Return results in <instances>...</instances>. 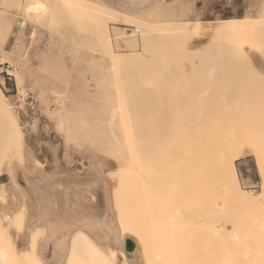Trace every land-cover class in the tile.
I'll use <instances>...</instances> for the list:
<instances>
[{"label": "rangeland", "instance_id": "374dc122", "mask_svg": "<svg viewBox=\"0 0 264 264\" xmlns=\"http://www.w3.org/2000/svg\"><path fill=\"white\" fill-rule=\"evenodd\" d=\"M32 1L0 0V88L15 114H0V139L9 150L24 138L23 159L9 158L24 189L25 177L50 175L36 196L45 225L38 238L56 225L55 240L64 239L85 215L107 213L115 224L117 188L126 237L140 244V257L123 248L135 258L128 263L264 264V0H43L42 11L25 12ZM221 20L245 25L218 35ZM194 21L196 34L172 32ZM143 24L156 29L148 41ZM122 25L139 32L120 36ZM133 38L134 49L126 43ZM198 145L207 152L200 163ZM222 150L246 197L263 190L256 203L238 199L228 163L229 179L219 180ZM58 183L67 188L62 203L51 190ZM85 187L98 200L81 215V201H65V191ZM31 196L22 200L24 226L10 230L6 189L0 247L23 245ZM211 206L207 217L222 234L205 225ZM0 264L38 262L29 255Z\"/></svg>", "mask_w": 264, "mask_h": 264}, {"label": "bare ground", "instance_id": "6f19581e", "mask_svg": "<svg viewBox=\"0 0 264 264\" xmlns=\"http://www.w3.org/2000/svg\"><path fill=\"white\" fill-rule=\"evenodd\" d=\"M45 7H46L45 1L34 0L32 2L26 3L24 6V10L27 13L28 12L38 13L39 11H42ZM242 18L243 17H241L240 19ZM126 20L131 21L129 17ZM244 25L245 23L243 21L228 22L226 20H221L220 23L214 26L212 32L218 35L222 34V32L224 31L228 33H238L241 30V27ZM142 27H143V30L140 33V39H142V41L144 40L148 41L147 39L150 37V35H154L151 33H153L154 30L156 29H154V27H152L151 24H143ZM200 28L201 27H200L199 22L194 21L192 26H189V25L183 26L181 28L172 30V32L176 35L185 36L190 33L198 32ZM109 38L106 37L107 43H110ZM126 43L128 47L133 48V49L136 48L137 46L136 40L134 38L127 41ZM10 108L11 107L7 103V96L3 92V90L0 88V114L9 115L13 119L15 114L11 111ZM1 139H0V143H1L0 144V174L3 172L5 173L7 171L8 178H10V183H9V186L6 185L7 183L5 184L0 183L1 184L0 185V202L1 201L5 202L6 189H8L11 192L12 197H13V206L10 209L11 214L7 215L8 220L7 222H5L6 227L9 228L10 230H13L15 227L22 229V227L24 226L26 204L25 202L22 204L23 202L22 200L25 199L26 193H29L30 196L32 195L31 197L34 198L35 205L33 209L31 223L28 226V233L26 237L24 238L23 245L18 246V244H16V242L12 240L10 243V248L3 247V246L0 247V263H5L9 261L11 256L13 257V259L22 260V259H26L29 255L35 257L38 264H71V263L72 264H76V263L77 264H130L128 263V260L129 261L135 260V258H133V260H131L132 258H128L123 251L124 239L126 235H129V232L127 231V226L124 225L123 223L124 216L117 202L118 200L117 188H114V194H113V199H112V208L114 209V207H116V209L118 210V212L115 214L116 215L115 224H113V222L109 219V216L107 215V213H102L101 217L85 215L80 220H75L73 221L74 223H71V225L66 227V229H68L69 235L66 236V238L64 239L61 237L59 238V240H55L56 234L54 233L55 231H53V229L56 230L57 228L56 225L51 226L50 229L48 228V225H47L46 226L48 228L47 232L44 233V231L46 230L45 229L43 233L40 235L41 239L38 238L40 228L44 227L45 225H42L40 221V217H41L40 216L41 214L40 206H39V201L36 200V196H38V194H41L40 185H42L45 179H47L50 175L43 173L41 171H38L36 176L25 177L26 181H28L30 184V188H29V191L24 189L22 185H20L18 180L16 179L15 171L13 167L11 166V160H12L11 155H14L13 157L16 159L18 158L17 160L21 161L23 159L24 138L21 137V139H19L20 140L19 144L16 146L13 141L12 142L13 146L10 147V149L8 148L9 150H4V144L7 143L8 141L3 144V140ZM241 150L242 149L237 150L236 155H242ZM194 151H196L195 156L198 159L197 163H200L202 156L207 155L205 154L207 152L202 150V148L199 145L195 146ZM213 155L214 153L208 154V157H211ZM218 156L219 157L217 159L218 160L217 173H218L219 180L223 181L224 179H226V177H228L226 173L227 163H228L232 167L233 172L230 176H231V179L232 180L234 179V182L236 183V192L239 197L237 198L243 203H256L257 196L259 197L260 195H262L263 190L261 189L255 197H251V198L246 197L244 194V190L239 185L238 176L236 174V168H235L234 163L231 160L229 161L225 158L226 155L223 152V150L219 152ZM10 157H11V160H9ZM7 159L9 160V162H6L8 161ZM190 164H192L191 166L195 165L193 166L195 168H198L200 166V165L197 166L196 162L194 163V161L190 162ZM4 169H6V171ZM35 169L37 170L38 168H35ZM102 178L105 180L104 177ZM56 185H58L57 187H59V190H57L55 186L54 187L50 186L49 190L52 187L51 188L52 192L59 195L57 196L59 197V203H62V200L64 199H63L61 191L63 189L67 190V188L63 184H60V183ZM69 191L70 189L68 191H65V193L67 194V198L65 199V201L68 202L69 200H72L74 197L75 200L79 202L81 201L82 204L80 203V205H82V208H81L82 210L89 209V208L91 209L93 207L95 209V206L93 204H95L98 199H97V195L91 189L85 187L79 190L78 192H76L74 196L73 194H70ZM195 193H198V192H195ZM222 193L226 195L228 193V190L227 189L223 190ZM197 195L199 196V194ZM225 202L227 204L226 200ZM1 209H5L4 206ZM212 209L213 208L211 206V207H208V209L204 211V216L206 220L205 225L206 227L210 229V232L212 235H216V234L219 235L221 233V230L217 228V225L215 223L209 221L207 217V214H210ZM2 221H4L3 216H2ZM235 235L237 236V233ZM44 239L45 241H47V244L51 242L52 247L50 251L48 250L49 247L47 246L44 247L42 245L43 244L42 240ZM39 241H42V242H39ZM134 242L137 248V250H134V252H137L138 256L140 257L139 241L137 239H134ZM118 254L122 257L120 261L121 263H119V261L117 260Z\"/></svg>", "mask_w": 264, "mask_h": 264}, {"label": "crops", "instance_id": "0c3cea01", "mask_svg": "<svg viewBox=\"0 0 264 264\" xmlns=\"http://www.w3.org/2000/svg\"><path fill=\"white\" fill-rule=\"evenodd\" d=\"M18 169H19V173L22 174V170H23L22 167H19ZM3 175L8 177V175H7L6 172H5V173L3 172V173L0 174V176H3ZM15 176H16V174H15ZM16 179H17V177H16ZM24 179H25V178H24ZM24 181H25V184H26V186H27L26 179H25ZM0 183H1V184H5L6 181H1V180H0ZM1 184H0V185H1ZM82 211H83V212H82L81 215L91 214V212H92L90 208H89V209H83ZM25 213L27 214V205H26V211H25ZM26 214H25V217H26ZM31 218H32V212H31ZM27 220H28L27 222L31 223V219H30V218H28ZM25 224H26V220H25ZM131 260H133V259H131Z\"/></svg>", "mask_w": 264, "mask_h": 264}, {"label": "built area", "instance_id": "2783aa9c", "mask_svg": "<svg viewBox=\"0 0 264 264\" xmlns=\"http://www.w3.org/2000/svg\"><path fill=\"white\" fill-rule=\"evenodd\" d=\"M122 33L120 34V36H133L138 34L139 29L134 27V26H129V25H122ZM256 189H254L255 191Z\"/></svg>", "mask_w": 264, "mask_h": 264}, {"label": "water", "instance_id": "95a60500", "mask_svg": "<svg viewBox=\"0 0 264 264\" xmlns=\"http://www.w3.org/2000/svg\"><path fill=\"white\" fill-rule=\"evenodd\" d=\"M135 248H136V244L133 241V239L126 237L124 239V250L126 252H133L135 250Z\"/></svg>", "mask_w": 264, "mask_h": 264}]
</instances>
